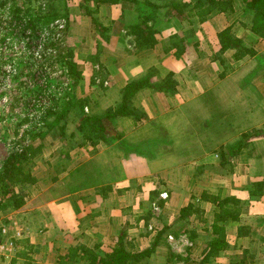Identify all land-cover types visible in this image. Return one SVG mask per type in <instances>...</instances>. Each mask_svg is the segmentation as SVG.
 <instances>
[{
  "label": "crops",
  "instance_id": "crops-1",
  "mask_svg": "<svg viewBox=\"0 0 264 264\" xmlns=\"http://www.w3.org/2000/svg\"><path fill=\"white\" fill-rule=\"evenodd\" d=\"M148 1L158 7L182 2ZM79 4L91 9L72 20L73 29L90 37L108 33L96 49L102 58L96 62L95 84L104 90L92 101L98 113L119 106L128 83L151 68L158 71L153 82L173 74L176 91L140 90L132 98L136 119L114 121L120 139L76 145L66 163L61 156L47 159L44 144L46 154L40 158L56 173L35 174L36 191L17 211L26 233L17 241L11 264H57L77 246L99 245L109 253L124 231L128 252L155 246L135 264H181L175 261L179 256L182 264H200L218 237L213 233L217 208L207 195L220 191L241 201L242 213L237 221L221 224L226 245L204 264H264V66L255 57L235 62L227 52L224 57L234 70L220 79L222 66L213 59L221 50L218 34L227 28L264 55V38L252 33L244 5L236 1L233 13L214 12L204 22L165 8L166 15L146 22L157 44L145 48L136 42L135 2ZM87 60L81 64L84 75L95 63ZM234 102L247 107L237 109L238 117ZM235 118L242 124L234 125ZM239 140L245 145L231 153L228 147ZM64 164L62 172L58 167ZM158 183L168 185L169 201L155 211L162 192ZM190 205L192 214L180 219Z\"/></svg>",
  "mask_w": 264,
  "mask_h": 264
},
{
  "label": "rangeland",
  "instance_id": "rangeland-1",
  "mask_svg": "<svg viewBox=\"0 0 264 264\" xmlns=\"http://www.w3.org/2000/svg\"><path fill=\"white\" fill-rule=\"evenodd\" d=\"M1 1L6 3V6L2 9L0 7V15L5 21L0 25V169L12 153L18 152L23 145L28 144H46L48 145L47 159L55 161L56 157L59 156V158L63 157V162L66 163V155L71 153L69 146H76L83 142L79 129L85 114L102 115L109 109L104 111L102 109L100 114L97 112L98 105L92 103L93 100L104 94V90L99 87V82L97 85L95 84V81H98L95 77L99 70V65H97L99 63L96 62L102 58L96 49H98L99 44L104 43L103 37L108 33L99 29L102 34L96 33V36L90 37L88 33L80 34L76 29H73L72 20L77 16L86 15V11L91 9L84 6L85 2L80 8L79 2L81 3L82 0ZM28 6L32 8L38 6L36 11L40 9L46 13L53 6L57 13L64 15L57 19H63L66 22L62 44H56L57 55L42 58L40 61L42 64L35 60L32 55V45L34 41H38L41 45L50 47L52 36L48 32L51 30V24L57 19L40 20L39 13L35 11L31 14L32 22L30 23L34 24L36 30L29 29L25 33H20L17 25L10 24V18L16 8L21 9L22 15L27 11ZM23 20L29 21L30 19ZM71 29L74 30L73 34ZM90 57L95 60V63L89 66L92 71L85 72L84 75V70L81 68ZM70 63L75 65L76 70L81 74L80 78L72 73ZM40 66L45 67L44 72L41 71L43 67L40 68ZM95 66L96 68H94ZM81 71H83L84 77H82ZM228 95L233 96L232 94ZM81 102L84 103V113L78 107ZM132 105L131 103V107ZM233 105L236 111L235 117L240 115L237 109H241L242 106L246 107V104L243 105L242 102H234ZM59 118L60 120H58ZM233 123L234 125L242 124L241 120L236 118ZM111 126L114 128V124ZM237 130L238 128H234V131ZM40 135H44V138L39 139L38 136ZM43 153L42 151L31 165L30 170L34 176L36 174L46 177L53 171L56 173V169L51 171L44 163V158H40ZM64 166L65 164L58 169ZM158 185L162 188L161 191L168 192L169 187L166 183H158ZM33 186L26 189L29 198L36 191V187ZM29 198L27 202L30 200ZM168 201L169 198L164 200V202ZM158 204L157 201L156 205L158 206ZM17 211L19 210L1 212L0 219L3 218L4 221L2 220L0 228L4 225L10 226L11 232H14L21 225L26 227V223L21 219L22 216L17 214ZM8 212L10 215L7 214ZM25 233L26 231L23 235ZM21 239L23 236L19 240ZM15 256L16 253L14 252L13 257ZM175 261L182 264V256H179Z\"/></svg>",
  "mask_w": 264,
  "mask_h": 264
},
{
  "label": "trees",
  "instance_id": "trees-1",
  "mask_svg": "<svg viewBox=\"0 0 264 264\" xmlns=\"http://www.w3.org/2000/svg\"><path fill=\"white\" fill-rule=\"evenodd\" d=\"M102 3L117 4L123 0H95ZM136 4V23L134 24V31L137 34V45L140 47L150 48L157 44V40L151 37L152 29L149 28L146 22L157 19L166 15L164 9L171 8L175 12H181L182 15L188 12L191 17L197 18L198 22H204L214 12H221L231 14L234 12V6L236 1H240L244 5V10L247 15L251 17V31L260 38H264V0H197L195 4L190 1L171 3L164 7H158L153 5L148 0H132ZM6 6V3L0 2L1 9ZM38 6L32 8L28 6L27 11L21 15V9L16 8L13 16L10 18V24H15L19 27L20 33L26 32V30L34 29L31 19V14L36 11ZM53 6L48 9V12L38 9L40 20L57 19L63 17L56 12ZM30 19L24 21L23 19ZM5 22L2 15H0V25ZM17 22V23H16ZM154 22V23H155ZM24 24V25H23ZM219 42L221 45L220 53L213 57L215 61H218L222 66V72L220 73V79H224L234 69L224 57L227 52H232V60L235 62L241 61L247 57H255L259 60L260 66H264V55H259L256 51L246 45L244 41L238 38L232 28H227L218 34ZM54 47V43H51ZM72 73L80 78L81 74L76 70L73 63H70ZM43 66H40L42 68ZM158 74L155 68H151L149 73L140 79L133 80L124 88L122 102L116 108H109L102 115H87L81 121L80 134L83 142L77 145H85L90 143L92 146L98 145L100 142L108 143L114 139H120L121 133L115 132V128L111 125L118 117L136 119L135 110L131 107L132 98L145 88H151L161 92H175L177 87V81L173 74L168 75L164 80L159 79L157 82L152 81V77ZM84 103H79V109L84 113ZM49 110L47 111V113ZM60 120V118L58 119ZM114 131H111L113 130ZM74 136V135H73ZM39 139H43L44 135L38 136ZM245 145L244 140H239L228 147V150L235 154L239 153ZM75 148L74 145L69 148ZM44 145H23L22 148L12 153L11 156L5 161L0 169V215L5 210H18L26 205L29 198V194L26 191L27 187L35 185L38 180L31 172V165H33L34 159L39 156L43 151ZM222 150L225 148L222 147ZM66 158H70V153L66 155ZM66 166L60 170L65 172ZM260 184L257 185L259 187ZM259 194V191H258ZM209 199L216 205V212L213 225V233L218 237L210 243L209 250L204 256V261L200 264L206 263L210 258L220 252L226 245L225 240V228L221 227L229 220L237 221V218L242 213V202L235 198L222 197L221 191L209 196ZM204 197V198H207ZM164 201H159L160 205H163ZM194 209L193 205L182 209L180 219L188 217L192 214ZM196 212V211H195ZM7 223V221H6ZM1 233V228H0ZM1 236V235H0ZM125 231L119 237L115 247L109 253H103L101 247L95 246L89 248L85 246L70 247L67 254L58 259L57 264H135L139 262L145 256L154 252L155 246L139 253H131L127 251L125 246ZM190 257L186 259L189 260ZM196 262V261H195ZM197 263V262H196Z\"/></svg>",
  "mask_w": 264,
  "mask_h": 264
},
{
  "label": "built area",
  "instance_id": "built-area-1",
  "mask_svg": "<svg viewBox=\"0 0 264 264\" xmlns=\"http://www.w3.org/2000/svg\"><path fill=\"white\" fill-rule=\"evenodd\" d=\"M65 20L63 19H57L51 24V30L50 33L52 36V39L50 42L54 43V47L50 45H44L38 43V41H34L32 47V55L34 56L35 60L38 62L42 61V58H47L48 56L54 57V55H57V43L62 44V41L64 39L65 34ZM59 44V45H60ZM41 63V62H40ZM42 64V63H41ZM42 72L45 71V67L43 66ZM165 188V187H164ZM169 193L165 190H162L160 193V200H168ZM160 206L154 204V210H159ZM16 231L11 232L10 226L4 225L1 227V233H0V264H10L15 257H13V253H16V245L17 241L23 236L22 227H19L15 229ZM10 260V261H9Z\"/></svg>",
  "mask_w": 264,
  "mask_h": 264
}]
</instances>
